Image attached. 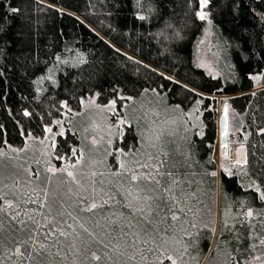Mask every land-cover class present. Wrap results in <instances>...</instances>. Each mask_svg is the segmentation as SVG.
Segmentation results:
<instances>
[{"label": "trees", "instance_id": "trees-1", "mask_svg": "<svg viewBox=\"0 0 264 264\" xmlns=\"http://www.w3.org/2000/svg\"><path fill=\"white\" fill-rule=\"evenodd\" d=\"M207 31L218 78L196 61ZM95 95L124 131L78 182L71 121ZM227 102L246 160L218 168ZM47 128L55 168L32 160L0 197V264H264V0H0V152ZM62 160L73 181L49 179Z\"/></svg>", "mask_w": 264, "mask_h": 264}, {"label": "rangeland", "instance_id": "rangeland-1", "mask_svg": "<svg viewBox=\"0 0 264 264\" xmlns=\"http://www.w3.org/2000/svg\"><path fill=\"white\" fill-rule=\"evenodd\" d=\"M196 61L199 68L204 70L209 76L218 78L221 75L220 70L217 68V60L219 55L213 51L211 46V34L209 31L205 33L197 46ZM97 96H91L83 100V109L81 113L71 121V127L77 131L83 140L82 158L78 155V162L84 164L83 167L76 174V181L81 180V176L88 173L89 168L98 159H104L109 155L110 147L113 145L115 135L119 131H124V120L120 118L117 112V105L115 101L110 102L106 106L98 104ZM218 100L221 101V98ZM221 117V106L218 113V123ZM243 118L238 113L230 111L229 119V161L231 164L243 165L246 160V153L243 146L240 145L239 139L243 134ZM60 134H65V128H60ZM57 133L53 129L47 128L44 138H36L31 140L28 145L19 150L11 149L0 152V154H8L0 159V197L3 195L6 187L11 186L14 182L21 185L28 182L29 176H36L34 171L29 165L32 160L42 162L44 165L47 163L49 167L55 166L53 150L56 145ZM233 143V144H232ZM219 145V144H218ZM217 147V146H216ZM216 149V148H215ZM219 159H215L218 168L222 165L224 154L219 145ZM215 153V151H214ZM13 157H10V156ZM239 161V163L237 162ZM61 168L55 170L49 168L51 172L49 179L54 178V181L63 182L64 179L72 180L73 175L69 176V171H66L67 161L62 160ZM39 164V163H37ZM28 166V167H27ZM55 168V167H54ZM52 169V170H51ZM64 169V171H61ZM27 190L36 189L39 187V182L36 184H27Z\"/></svg>", "mask_w": 264, "mask_h": 264}, {"label": "snow or ice", "instance_id": "snow-or-ice-1", "mask_svg": "<svg viewBox=\"0 0 264 264\" xmlns=\"http://www.w3.org/2000/svg\"><path fill=\"white\" fill-rule=\"evenodd\" d=\"M207 2H208V0H200V4H201V7H204V6H206L207 5ZM198 15H199V18L201 19V20H203V19H205V14L203 13V12H200V13H198ZM141 19H143V17H141ZM225 111H227V109H225ZM28 113H25V115H27ZM225 135H227V132H225ZM159 139V138H158ZM238 163H239V161H237ZM145 167H146V165H145ZM61 171H64V169H61ZM68 175L69 176H72V173L71 172H69L68 173ZM169 175H171L170 173H169ZM213 175H214V173H213ZM131 179L133 180V181H137L138 180V177L136 176V175H133L132 177H131ZM143 179H145V180H149V179H155L154 177H150V176H144L143 177ZM157 184H159L160 183V181H155ZM166 190H168V191H170V189H166ZM47 193H45V196L47 197ZM151 199H153L152 197H149V196H145L144 197V200L145 201H148V200H151ZM10 206V205H9ZM97 207V205L95 204V203H93L90 207H88V208H85L84 210L85 211H92L93 209H95ZM51 210V209H50ZM149 212H151L152 211V209H151V206H149ZM59 215H63V212H61V213H58ZM69 215H71V213H69ZM252 215V212L251 211H249L248 212V216H251ZM13 219H15V217H13ZM171 219L172 220H177L178 219V217L175 215V214H173L172 216H171ZM51 223V222H50ZM69 227H71V225H69ZM81 227L83 228V225H81ZM0 228H2V225H0ZM73 231H75V230H73ZM85 231L87 232L88 230L87 229H85ZM54 233H49L48 235H53ZM59 234L61 235V236H65V237H67L69 234L68 233H65L64 231H60L59 232ZM78 235V234H77ZM91 235V234H90ZM31 238V237H30ZM21 243L22 244H27L28 243V241L27 240H24V241H21ZM262 243H264V241H262ZM75 245H73V247H74ZM40 247L41 248H44L45 247V245H43V244H41L40 245ZM16 251H17V253H20V249L19 248H17L16 249ZM95 259H99V257H95ZM170 259V258H169ZM173 264H175V262H173Z\"/></svg>", "mask_w": 264, "mask_h": 264}, {"label": "water", "instance_id": "water-1", "mask_svg": "<svg viewBox=\"0 0 264 264\" xmlns=\"http://www.w3.org/2000/svg\"><path fill=\"white\" fill-rule=\"evenodd\" d=\"M227 109V111H225ZM229 119H230V103L227 102L223 106V111L219 120V141L220 149L224 151L226 157L229 156ZM227 132V135H225ZM216 145V146H217Z\"/></svg>", "mask_w": 264, "mask_h": 264}, {"label": "bare ground", "instance_id": "bare-ground-1", "mask_svg": "<svg viewBox=\"0 0 264 264\" xmlns=\"http://www.w3.org/2000/svg\"><path fill=\"white\" fill-rule=\"evenodd\" d=\"M219 153H220V151H219V145H217V147L215 149V153H214V160L215 159H219Z\"/></svg>", "mask_w": 264, "mask_h": 264}]
</instances>
